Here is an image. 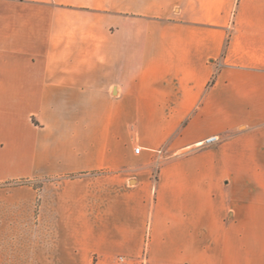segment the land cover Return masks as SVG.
I'll use <instances>...</instances> for the list:
<instances>
[{"label":"crops","instance_id":"obj_1","mask_svg":"<svg viewBox=\"0 0 264 264\" xmlns=\"http://www.w3.org/2000/svg\"><path fill=\"white\" fill-rule=\"evenodd\" d=\"M13 179L32 263L264 264V0H0Z\"/></svg>","mask_w":264,"mask_h":264},{"label":"rangeland","instance_id":"obj_2","mask_svg":"<svg viewBox=\"0 0 264 264\" xmlns=\"http://www.w3.org/2000/svg\"><path fill=\"white\" fill-rule=\"evenodd\" d=\"M44 182H48V180L13 179L0 182V188L10 192L16 188L27 189V186H31L38 192ZM23 191L25 192V190ZM35 201V211L37 212L39 196ZM26 225V208L20 210L18 219L11 216L0 217V264H42L32 263L30 260L33 255L36 258L42 255V245L46 240L49 241L50 234L28 230ZM45 234L48 237L46 240H44Z\"/></svg>","mask_w":264,"mask_h":264},{"label":"built area","instance_id":"obj_3","mask_svg":"<svg viewBox=\"0 0 264 264\" xmlns=\"http://www.w3.org/2000/svg\"><path fill=\"white\" fill-rule=\"evenodd\" d=\"M217 140H218V136L217 135H213V136L208 137L207 139H205L204 140V144H210V143H212L214 141H217ZM139 150H140V147L139 146H136L134 148V151L137 152V153L139 152Z\"/></svg>","mask_w":264,"mask_h":264}]
</instances>
